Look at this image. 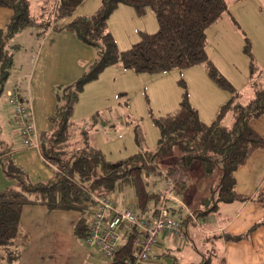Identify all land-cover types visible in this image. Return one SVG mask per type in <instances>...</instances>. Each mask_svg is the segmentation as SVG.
<instances>
[{"label": "trees", "instance_id": "16d2710c", "mask_svg": "<svg viewBox=\"0 0 264 264\" xmlns=\"http://www.w3.org/2000/svg\"><path fill=\"white\" fill-rule=\"evenodd\" d=\"M84 1L59 0L55 7L56 18L60 20L72 16ZM122 4L134 7L140 15L149 9L153 10L159 24L155 32L143 33L126 50L119 48L108 26L110 15ZM0 7L13 11L7 26L0 31L1 93L13 63L11 53L7 50V41L30 25L38 24L43 30L48 29V14L51 15L52 9H48L47 17L38 22L31 13V0H0ZM227 9V0H102L101 6L92 15L74 16L71 21L57 27L58 30L74 32L83 42L95 47L99 54L91 71L65 87L63 97L57 96L58 99L65 98V104H58L57 111L50 118L55 125L53 131L42 135L43 156L55 169L53 179L32 181L11 157L7 158L9 150L3 149L0 141V164L6 177L13 181V184L0 191V257L4 264H15L21 256L19 241L23 233L22 210L27 204H40L52 211L76 212L75 236L86 241L90 232V218L94 216L101 198H109L114 205V209L106 210V218H111L117 210H124L118 207L113 198L115 192L133 191L137 203L132 208L140 218L157 217L162 207L170 215L177 212L181 217L183 208L177 207V202L167 197L165 191L174 187L172 191L180 195V190L173 185L170 176L179 169L190 171L198 166L197 163L201 165L203 178L215 186L210 196H203L200 200L207 209H196V214H207L222 203L250 199L237 191L236 171L254 151L264 147V135L251 125L253 119L264 116V84H255L254 95L247 102H242L234 86L220 74L209 57L207 30L222 18ZM202 63L207 65L212 79L231 93L212 123L201 119L198 109L192 105L185 92L177 110L155 119L159 139L154 151L138 152L114 164L102 150L77 139L81 128L72 119L74 106L84 84L97 79L107 66L121 64L137 72L159 74ZM228 113L233 116L230 124L223 121ZM156 176L166 178L168 188L165 191H157L152 184L149 186L147 179ZM176 183L184 188V180ZM163 199L168 200V203L163 202ZM170 200L174 202L173 207L168 205ZM255 200L264 205V194L257 195ZM176 220L181 221L182 226L195 222L189 214L184 221ZM261 226H264V217L245 233L227 234L226 238L239 241ZM140 233L137 226L122 232L120 244L109 264H142L150 260L153 251L149 253V259L138 260L137 253L141 248L135 242L141 237ZM123 237L127 238L124 242ZM215 251L216 247H213L201 261L190 264H209Z\"/></svg>", "mask_w": 264, "mask_h": 264}, {"label": "rangeland", "instance_id": "374dc122", "mask_svg": "<svg viewBox=\"0 0 264 264\" xmlns=\"http://www.w3.org/2000/svg\"><path fill=\"white\" fill-rule=\"evenodd\" d=\"M94 1L97 3V0ZM227 2V11L221 19L207 30V52L220 74L234 86L235 93L240 100L247 102L255 93V84H264V0H227ZM40 3L43 2L32 0L31 5V13L36 16L38 22H41L43 17H47L50 9H52V12L54 11L53 6L47 5L48 2L45 3L46 7L41 10ZM100 4V2L97 3L95 7L90 2L89 12H94ZM131 9L133 11V8ZM83 10V8H78L71 18L83 14ZM148 11V14L137 16L140 20H131L127 10H116L110 15L108 26L113 35L119 34L121 36L118 40L120 49L130 48L142 37L144 32H148V29H146L150 25L148 19L151 15H154L151 9ZM48 17L52 18V13L51 15L49 13ZM58 22L61 23V20ZM135 28L137 29L135 30ZM139 29L141 32H139ZM39 30L43 32L40 25H30L9 38L7 50L11 53L13 63L0 93V107L5 108L7 104L9 111H7V115L2 116L0 114V121L5 120L2 124L0 123V128L2 125L4 128L6 127L9 112L11 109L15 110V105L12 104L8 94L9 91L16 86L24 87L27 84V80H23L22 75L29 64L32 53L37 55L41 40L37 39L35 45L33 39L37 37V31ZM91 47L94 49L97 58L99 54L97 49ZM246 48L248 51H245ZM95 60L90 64L82 65L79 69L72 68V66L66 69L62 67L61 77L63 76L65 80L62 83L57 82L54 84L56 97L58 95L63 97L65 87L76 82L85 73L90 72ZM200 66L206 70L208 75L206 77L209 78L208 82L201 76H195L193 81L188 83V78L184 77L187 69L176 68L164 74H155L126 69L121 64L107 66L100 72L97 79L87 81L84 84L74 106V110L75 108L77 110L72 115V119L78 121L81 128L80 133L77 134V139L84 143L89 142L94 147L102 150L114 164L138 152L154 151L159 139V130L155 124V119L171 111L173 107L176 108L184 98L185 92H187L186 96L188 94L190 102L195 99V103L200 110V116L203 119L205 118L204 114L219 104L222 92L231 95L227 89L219 86L215 81L214 85L209 84L211 81L213 82V79L209 75L208 67L206 64H200ZM58 98L57 105L65 104V98ZM218 107L219 109L222 108L221 105H218ZM232 117L228 113L224 116L223 121L230 124ZM208 118L206 117V119ZM51 124L55 128L53 121ZM3 130L0 134H5ZM3 149L6 148L3 147ZM197 165L187 172L179 169L170 176V180L174 182L173 185L180 190V195H177L187 205L186 208H183L181 217L177 212L171 213L175 219L184 221L187 219L189 210L192 212L196 209L201 211L207 209L206 205L199 202V200H201V196H210L215 185L210 180L203 178L201 165L200 163H197ZM21 170H24L23 167H21ZM26 175L30 177V175ZM165 179L156 176L149 177L147 180L149 186L152 184L157 191H165L168 188ZM183 180L185 181L184 188L189 189L185 194L182 193L183 187L181 185L177 186L176 183ZM173 189L168 192L165 191L167 197H169V194L175 195V193H178L172 191ZM204 192H206L205 195ZM126 193L122 191L115 192L113 198L115 200L120 199ZM167 201L163 199V202ZM173 204L174 202L170 200L168 205L173 207ZM38 207L43 211L47 210L42 206ZM38 207H34L33 204H27L23 207L22 214L27 217L29 224L36 221L46 222V219L38 213ZM212 211L214 210L210 212ZM197 216L201 217L202 221L200 222L202 224L207 220L204 214H198ZM52 219H48L51 228H53ZM183 227L186 228V225L183 224L182 229ZM188 228L194 234V239L199 240L202 234L198 229H194L195 226L192 222L188 224ZM23 236L25 238L18 239H20L21 248L25 247L27 250H22L19 257L20 261H24V256L29 249V237L26 234H22ZM126 240V237L122 238V242ZM80 241L78 246L86 252L88 251L92 258H96L97 256L90 252L91 249L86 241L84 239ZM44 249L46 251V248ZM44 256L38 257L41 259ZM0 264H4L1 257ZM209 264H212V261Z\"/></svg>", "mask_w": 264, "mask_h": 264}, {"label": "crops", "instance_id": "0c3cea01", "mask_svg": "<svg viewBox=\"0 0 264 264\" xmlns=\"http://www.w3.org/2000/svg\"><path fill=\"white\" fill-rule=\"evenodd\" d=\"M40 1L43 2L39 5L41 10L46 7V2H48L47 5L53 6V19L50 18L48 29H44L43 32L37 31L38 35L33 39L35 45L37 44V39L41 40V44L38 46L37 55L32 53L29 64L22 75V79L27 80L26 86H16L21 90L23 101L32 114L30 118V124L33 126L31 145L25 143L24 135L22 132L20 133L19 121L14 116L13 109L9 112L6 127L4 128L2 125L0 128V133L2 129H4L3 133L5 131V134H0V141L3 147L9 150V156L6 155L7 158L11 157L15 165L20 168L23 167L34 182L49 181L55 176L54 167L47 163L43 156L41 140L45 132H52L54 129L50 119L57 107L56 87L54 84L57 82L62 83L65 80L63 76L61 77L62 67L66 69L72 66V68L79 69L82 65L90 64L96 59L95 51L91 45L83 42L70 30L57 29L63 23L72 20V16L60 19L61 23L58 22L59 20H56L55 7L59 4V0ZM90 2L96 7L97 3H102V0H97V3L94 0H85L77 7V9H84V13L81 15H92L101 6L100 4L94 12L90 13ZM130 7L133 8V11ZM116 10H127L131 20H140V14L132 6L122 4ZM148 12L145 14H148ZM12 14L13 11L11 9L0 7V31L7 26ZM155 16L156 14L154 13V15L149 17L150 25L146 28L148 32L144 33H152L158 29L159 24ZM52 20L54 21L52 22ZM59 24L61 25L58 26ZM110 31L112 32V30ZM139 32H141L140 29ZM41 34L43 35L40 36ZM133 34L135 35V33ZM115 38L118 43L121 36L116 34ZM8 44L9 40L7 41V46ZM186 72L184 77L188 78V83H191L195 76H201L207 82L209 80L206 77L208 76L206 70L200 64L187 68ZM209 84L214 85V80ZM11 91L8 93L10 98L12 97ZM229 97L227 93L222 92L219 104L210 109L203 115L205 118L201 117V119L207 123L215 121L221 109H219L218 105L222 107ZM191 102L195 108H198L195 99H192ZM178 107L179 105L176 108L173 107L169 112H174ZM8 108L7 104L5 108L0 107V114L2 116L7 115ZM76 110V108L73 110L72 115L75 114ZM216 114L217 116L215 117ZM206 117L209 118L206 119ZM3 122H5L4 119L0 121L1 124ZM75 122L79 123L76 120ZM251 125L259 134L264 135V116L253 119ZM11 184H13V181L6 177L0 164V191ZM236 189L239 193L248 196L250 199L220 204L214 211L204 214L207 220L203 224L200 222L202 221L201 217L199 218L195 211L191 212L189 210L188 214L195 221L194 229H198L202 234L199 240L194 239V234L190 232L189 228L187 229V225L179 236H174L172 232L160 233L159 242L153 251L152 258L142 264H173V262H177V264H190L199 262L213 247H216L217 252H215L216 254L211 260L212 264H264V226L253 230L249 236L239 241L226 238L227 234L237 235L245 233L264 217V205L255 200L257 195L264 194V147L254 151L247 162L236 171ZM188 190L187 188H183L182 193L185 194ZM124 192L127 193L122 198L116 200L118 207L125 209L126 207L135 206L137 199L133 191L128 190ZM205 194L206 192H204ZM169 197L177 202L175 204L177 207H187L186 203L178 195L169 194ZM33 206H42L47 209L43 211V209L37 208L39 210L38 213L46 219V222L42 221L40 223L36 221L29 224L27 217L23 216L22 234H26L29 237V249L24 256V261H20L19 264L110 263L109 259L100 256L91 249L90 252L97 256L96 258H92L88 251L86 252L78 246L81 241L74 233V225L78 216L76 212L52 211L40 204H33ZM52 217L54 218L52 219ZM48 219H52L53 228L49 226ZM216 236H221V238H214ZM22 238L25 237L23 236ZM44 248H46V251ZM22 250L27 249L22 247ZM32 250L33 252L31 253ZM38 256L44 257L40 259ZM217 258L219 259L217 260Z\"/></svg>", "mask_w": 264, "mask_h": 264}, {"label": "built area", "instance_id": "2783aa9c", "mask_svg": "<svg viewBox=\"0 0 264 264\" xmlns=\"http://www.w3.org/2000/svg\"><path fill=\"white\" fill-rule=\"evenodd\" d=\"M12 104L15 105L14 114L19 121V127L24 135L25 143H31L33 126L30 124L32 116L28 106L24 103L21 90L15 87L12 91ZM114 209L112 201L101 198L96 212L90 218V232L86 243L100 256L112 260L120 244L122 232H128L132 226H137L141 237L136 239L135 245L141 248L138 260L149 259V253L154 251L160 233L172 232L174 236L182 234V223L174 219L165 207H162L157 217L140 218L135 209L128 207L122 211L117 210L111 218H106V210Z\"/></svg>", "mask_w": 264, "mask_h": 264}]
</instances>
